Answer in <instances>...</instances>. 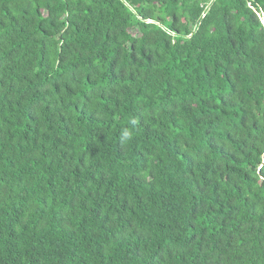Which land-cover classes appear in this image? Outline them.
Returning a JSON list of instances; mask_svg holds the SVG:
<instances>
[{
    "label": "trees",
    "instance_id": "1",
    "mask_svg": "<svg viewBox=\"0 0 264 264\" xmlns=\"http://www.w3.org/2000/svg\"><path fill=\"white\" fill-rule=\"evenodd\" d=\"M0 264H264V0H0Z\"/></svg>",
    "mask_w": 264,
    "mask_h": 264
},
{
    "label": "bare ground",
    "instance_id": "2",
    "mask_svg": "<svg viewBox=\"0 0 264 264\" xmlns=\"http://www.w3.org/2000/svg\"><path fill=\"white\" fill-rule=\"evenodd\" d=\"M239 192V191H238Z\"/></svg>",
    "mask_w": 264,
    "mask_h": 264
}]
</instances>
